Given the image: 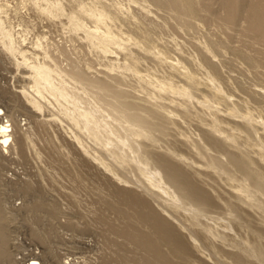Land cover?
Wrapping results in <instances>:
<instances>
[{
	"label": "rangeland",
	"instance_id": "obj_1",
	"mask_svg": "<svg viewBox=\"0 0 264 264\" xmlns=\"http://www.w3.org/2000/svg\"><path fill=\"white\" fill-rule=\"evenodd\" d=\"M174 1L0 0V19L15 34L16 48L29 63L59 70L55 82H67L76 108L106 118L123 138L124 112L129 121L134 116L153 124L147 137L130 141L134 154L113 135L106 150L63 115L69 104L58 92L54 98L35 94L22 56L7 51V38L0 36V125L10 135L4 145L0 133V212L13 264H31L32 258L42 264H139L141 254L112 234L118 226L151 233L137 221L127 193L153 204L189 245L190 232H199L202 244L190 247L184 264H264L250 251L257 233L264 253V42L247 33L245 17L226 27L219 0L211 10L200 0H180L178 7ZM48 2H58L59 11H43ZM92 13L108 19L97 22ZM105 31L115 43L103 52L94 44ZM210 78L218 82L214 88ZM34 98L41 111L31 104ZM160 157L190 173L215 199L218 207L200 223L192 211L179 210L185 229L145 193L159 190L145 182L136 160L147 161L150 175L159 176L154 164ZM248 172L261 176L252 193ZM164 196L165 205L176 207ZM36 229L47 241L34 236ZM173 250L160 248L167 260L183 264Z\"/></svg>",
	"mask_w": 264,
	"mask_h": 264
},
{
	"label": "bare ground",
	"instance_id": "obj_2",
	"mask_svg": "<svg viewBox=\"0 0 264 264\" xmlns=\"http://www.w3.org/2000/svg\"><path fill=\"white\" fill-rule=\"evenodd\" d=\"M179 1L180 0H175L173 5L175 7H178ZM216 1L218 0H200V2L203 4L206 10H211V8L214 6L213 4ZM219 1L222 2L223 9L225 10L226 27L231 29L232 27L237 26L239 21L243 17H245L247 26H248L246 29L247 33H250L252 35L261 36L262 42H264V0H253V2H248L249 0H219ZM59 6L60 4L58 2H54V3L48 2L47 7L46 8L44 7L43 11L53 14L52 11L54 10V8L55 10L58 9L59 11ZM242 7H243L244 15L242 14V12H240V9ZM2 11H3V7L2 5H0V13ZM188 12L190 13L193 11L190 9L188 10ZM245 12H246V15H245ZM105 13H100L98 14V16H95L92 13L90 14V16L95 17L97 19V22H103L104 20L108 19V15ZM92 35H89L88 37L91 38ZM0 36L7 38V42L3 43L7 51L9 50V52L12 54L17 53L22 56L23 64L26 67H28V69L30 70L31 80L33 83L32 89H34V92L35 94H37V96H39L40 98H43L44 93H49V95H51L54 98L56 97L55 93L58 92V95L67 101V105L69 104V105L74 106V107H71V106L69 107V105L66 106V108L63 109V115L65 114L67 118L70 119V121L76 126L82 125L85 130L84 132L98 145H101L103 148L107 150V147L113 143L111 139V136L113 135L115 138H119L120 140L119 142H121V143L118 142L119 144H123L124 146H127L131 154L135 153L134 148L130 145V141L135 140L136 138H140V137H147L148 136L147 134L149 133L148 130L150 129V127L153 126L151 122L146 121L143 118L142 119L136 118L134 116H131V118H134V120L129 121L128 115L124 112L128 123L124 124L123 127L121 126L123 128V131H125L126 138H123L124 136L122 137L121 134L116 129V127H114L113 124L109 122L106 118L96 117L94 113H92L91 111H88L83 106L79 108L75 107L78 99L70 95V92L68 89L69 86L67 82L64 79H62L60 83L55 82L54 74L61 76V73L59 72V70L51 69L49 66L42 65L34 61L32 63H29L30 61L27 58L26 52L16 48L17 40L15 38V34L12 32V30H10L9 28H7V26H5V22L2 19H0ZM113 43H115L114 38L111 36L109 31H105L103 32V36L100 37L97 40V42L94 44V47L96 49L97 48L101 49L104 52L106 50L107 44H113ZM209 82L211 83V85L218 84V82L213 80L212 78L209 79ZM164 89L168 91H173V92L177 91L171 86H168ZM180 91L184 92L182 91V89ZM23 93L27 94V92L25 91ZM41 103L42 102H40L39 100L35 98L31 100V104L38 111H41L43 109V105ZM96 111H98V108H96ZM4 114H5L4 110L0 107V116ZM118 122L119 120L117 121V123ZM0 133L4 134L2 137L3 139L2 144L8 145V143L10 142V135H8L9 133L8 126L1 124ZM103 136L105 138H102ZM25 139H26V136H25ZM79 143L81 144L80 140H79ZM85 151L87 150L85 149ZM110 154H113V153L110 152ZM96 159L97 161L104 164L106 168L108 169L110 168L108 165L104 163L102 159L100 158H96ZM133 161H135V159H133ZM136 161H137L136 164H138V167H139L138 171L143 177V179L145 180V182L150 184L156 190L157 189L159 190V192H155L149 188H146L145 193L149 194L151 199L155 203H158L156 205H159L160 208H162V210L170 213L169 215L172 216L175 220H177L180 226H183V224L181 223V220L177 217V213H178L177 211L179 210L192 211L194 215V220H195L194 222L200 223V218H203L206 215L207 210L212 208V206L216 204L215 199L210 194H208L198 182L194 180V177L190 173L183 170L180 166L172 163L167 158L160 157L154 164V166L160 171L159 176H156L155 172L152 175H150V173L148 172L149 171L148 169H150L149 168L150 164L147 161H141L140 159ZM125 163H127V160L125 158H122L121 164L124 165ZM247 175H248V182H249L248 188L249 190H251L250 192L252 193L254 192V189L257 187V184H258L257 181H259L258 179L261 176L259 173H256V172L255 173L248 172ZM137 187L140 188V186H137ZM164 195L172 199L171 201H173V204L176 205V207H174L173 205L172 206H167V204L165 205L166 202H163L164 201L163 199H165ZM126 199H127L128 205L135 211V216L139 224L140 225L142 224V225H145V227H148L151 233L150 235L147 236V235L142 234V232H139V230L135 231L136 229L135 230L131 229L132 227L129 228L128 226L127 227L118 226V228L115 227L114 229H112V234L115 235L116 237L123 238L125 244L128 245V247L129 246H131V248L134 247L138 251L137 253L141 254V256H139L140 257L139 260L137 258L138 255H135L137 256L136 258L139 261L138 262L139 264H175V261H172L174 262L172 263L171 261H169L171 259L167 260L165 258L167 257L166 254L164 256V254L162 253L163 251L162 252L160 251V248L162 245L172 246V248L174 249L173 253H176V255L181 257L182 259L181 258L180 259L183 260V257L185 256L187 257L191 253V249L193 248L192 245L199 247L202 244V240L200 239L201 237L198 234L199 232L191 231L190 235H191V238L194 240V243L192 245H189L188 242H186V240L182 238L181 235L178 234V232L176 231V228H175L176 225L166 220L165 217L161 215L162 212L161 214H159L158 211H156V209L153 207V204H151L147 200L140 198L134 193H127ZM216 206L214 205V207ZM33 210L38 211V208L34 207ZM35 221L37 222L36 218H34V222ZM5 224H6V215L5 213L3 214L1 211L0 212V240H1L0 241V264H13L12 256L7 249L9 235H8V231H7ZM208 233L210 232L208 231ZM254 234H256L257 239L261 241V238H260L261 236L257 233H254ZM34 236L36 238H40V239H43L44 241L45 240L47 241V236L46 235L42 236L38 229L34 231ZM196 241H198L199 243H196ZM259 241L257 242L256 246L252 248L250 251L252 254H254V256L264 259V253L261 251L262 244H260ZM169 250H170V247H169ZM116 258H125V257L119 256V254H116ZM176 259H179V258H176ZM180 259H179V262H176V263H180ZM184 260L181 261L183 262V264L186 263L184 262ZM29 263L42 264L37 258H32L31 260H29ZM236 264H242V263L241 261H237Z\"/></svg>",
	"mask_w": 264,
	"mask_h": 264
}]
</instances>
